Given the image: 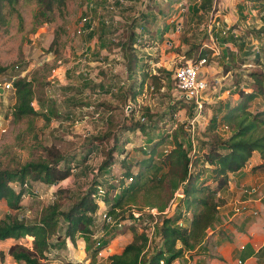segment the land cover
I'll return each instance as SVG.
<instances>
[{"label": "rangeland", "instance_id": "374dc122", "mask_svg": "<svg viewBox=\"0 0 264 264\" xmlns=\"http://www.w3.org/2000/svg\"><path fill=\"white\" fill-rule=\"evenodd\" d=\"M60 1H53V9H48L47 4L44 5L38 0H19V2L12 5L5 2L3 7L5 20L0 23V66L10 70L5 73L6 75L12 74L11 68L27 64L28 68L25 76L34 80L37 96L42 97L41 95H43L44 105L39 107L37 102L35 106L39 111L48 108H52L53 111L48 114L51 120L47 124L43 114L37 117L15 120L13 117V102L15 100L11 96H0V113L7 120V129L5 132L0 131V167L16 169L27 162L48 161L51 160L52 153L58 151L65 157H75L76 160H73L75 168L68 179L52 187L29 178V187H26V193L21 203L22 207L12 210L5 201H0V219L13 215L26 222H34L39 220L45 206L57 201L60 202L63 209L68 208L76 200V194L87 192L96 179H99V181L109 180L110 184L117 183L121 175L126 173V167H123L122 163L119 162L124 160L126 155H128V162H131V172L137 173L140 168L138 161L143 159L147 153L143 148L151 149L147 143V136L141 131L127 132L125 130L122 135L121 133L124 131L126 118L131 119L130 121L132 119L134 121L143 119L144 122H149L147 118H144L147 109L152 114L162 115L168 113L165 119L170 121L174 128L177 127V122H185V131L192 138L194 148L192 159L193 161L197 160L198 156L207 152L211 146L216 144L219 138H227L230 135V132L226 131L223 126L221 109L223 110L222 107L226 105V102L230 106L237 105L241 98L240 94L234 92L242 85L248 90L247 87L253 82L250 72L261 69L257 66L256 55L258 51H264V33H259L264 29V0H214L215 10L200 16L193 15L192 7L194 3L192 0H178L175 3L173 0L172 4L174 5L171 4L172 11L168 9L171 0H161L160 3L155 1L152 3L151 13L157 14L158 20L159 4L162 5L166 13H170L168 18L173 19L174 16H179L176 23L173 24L174 30L170 31L169 36L164 39L163 36L155 39L160 48H157L155 42L151 40L144 42L143 39L142 44L145 45H141V47L147 48L143 46H148L149 48L143 51L148 54L144 58L147 63L142 61V71L140 73L158 74L161 68L166 71L159 73L160 78H162L161 81H155L153 78L148 77L143 88L139 89L141 93L137 100L128 101L127 103L122 102L116 108L113 119L106 120V116L100 113L102 107H99L101 104H107L105 103L107 101L106 96L102 95L104 93H100L98 90L87 93L88 90H84L81 94H75L60 90L68 82H76L75 79H79L75 66L70 65L71 57L68 54H77L74 51L77 50L81 40L77 42L78 45L73 43L64 55L69 43V33L72 32L73 27L75 28L76 23H79L83 16H91L92 21L94 18L100 17L105 24L107 21L109 22V26L98 25L96 31L100 34L104 30L109 33H116L119 29H123L122 31L125 34L130 23L140 24L144 21L142 14L145 15L147 11L144 9L145 1L122 0L119 3H116V0H64L62 3ZM181 2L187 3L189 7L185 12L180 11L182 6L179 3ZM95 10H97V13ZM99 10L100 14L98 13ZM115 16H121L126 22L121 20L119 24H112L115 21ZM163 17L165 16L163 15ZM163 21L165 22L161 19L159 23L163 24ZM151 27L150 31L155 34L156 29L153 25ZM230 27L235 28L232 33L238 40L237 42H228L225 45L217 44L219 45V54L213 55L208 66L201 71L200 76L209 81V89L204 93L203 112L194 121L196 117L195 105L193 107L189 106L180 97L173 75L175 68L185 63L183 53L189 47L187 44L182 45L179 41L186 38L195 44H210L212 42L211 34L216 36L218 33L220 36H225L227 35L225 32ZM73 33L75 36L78 34L75 30ZM119 33L121 34V31H118L117 35ZM55 36L57 37L56 42L51 45ZM241 37H243V40L239 39ZM107 41L109 44L118 42H111L109 39ZM171 42L174 43L173 46L169 45ZM99 46L100 41L95 43L93 51H89L92 58L96 56L95 52L99 50ZM136 48L139 50L140 46ZM150 59L154 62L159 59L162 62L160 63L161 66L156 67L157 73L149 68ZM88 60L92 61L90 57H88ZM227 66L232 67V69L228 71ZM170 71H172V75L167 74ZM91 73L90 70V73L88 72L84 77L85 81L83 83L87 82L89 85H93L100 82V74L90 76ZM1 76H4V74H0V83L3 82ZM60 76H62V79ZM139 76L140 79H138ZM135 78L137 79L135 82L138 88L143 76L136 74ZM117 84L118 87L121 85V83ZM235 85L236 88H234ZM116 90L119 91L118 88ZM5 100H9V104H4ZM171 102L181 104L176 112L169 113ZM258 109H264V99L261 96L254 100L251 106L252 112H256ZM44 112L46 113V111ZM217 113L219 116L217 128L208 130L211 118ZM160 124L165 125L166 123L161 121ZM105 134H108L109 138L103 140L99 149L91 151V140ZM115 135L119 137L118 144L120 146H123V141L126 139L129 142L124 146L126 152L123 156L116 153L117 162L107 179L105 175L100 176L99 170L103 160L106 159V152L115 144V137H117ZM186 142L188 141L186 140ZM200 146L202 147L201 151L198 149ZM166 148L170 150L172 145ZM85 154L89 155L88 161L84 164H77L78 160ZM159 157L155 158L157 162L163 158V156ZM200 163L201 166L203 164L201 160ZM101 174H104V172L102 171ZM209 175L210 172L207 171L204 178H208ZM208 182L215 186L212 182ZM12 185L17 191L20 189L19 183H12ZM114 194L115 192L110 191L108 198L113 197ZM179 195L181 193H178ZM179 202L180 200L178 201L177 198L173 201L170 200L166 213L173 214L176 210L178 211ZM133 206L135 211L143 209L145 213L150 208L145 205V201L141 198L138 205L134 204ZM99 207L98 213L107 212L108 203H100ZM128 207L130 208V206ZM182 211H184L186 217H190L192 214L191 212L187 213L184 208ZM103 224L104 222L100 220L97 223V231L101 235L104 233V231L101 232ZM126 224H132V222L128 221ZM140 225L138 226L139 230L145 229L151 238L150 245L143 258L145 261L152 256L161 242L155 233L153 224L143 223ZM134 235L133 231L121 234L113 242V248L117 252L122 250L132 242ZM32 241L33 238L30 236L22 239L23 245L29 248L32 247ZM15 243L16 241L13 240L0 241V250L4 251L6 249L8 251ZM85 246L87 255L83 250L80 253L78 250L71 251L68 247L66 249L60 246L51 248L46 253L42 263L67 264L72 262L88 264L86 262L87 256H89L87 243H85ZM3 264L18 263L10 259L7 254ZM92 264H98V261Z\"/></svg>", "mask_w": 264, "mask_h": 264}, {"label": "trees", "instance_id": "16d2710c", "mask_svg": "<svg viewBox=\"0 0 264 264\" xmlns=\"http://www.w3.org/2000/svg\"><path fill=\"white\" fill-rule=\"evenodd\" d=\"M53 1L38 0L44 5L47 4L48 9H53ZM63 1L61 0L60 3ZM119 1L116 0V3H119ZM155 1L160 3L158 0H150V3L147 4L148 10L151 9L152 3ZM176 1L178 0H174V2ZM192 1L194 3L192 7L193 15L200 16L215 10L214 0ZM5 2L12 5L19 2V0H0V23L5 20L3 16ZM172 3L173 0L168 5L169 10H172ZM158 8L165 18L169 17L170 13H166L162 5L159 4ZM143 22H150L149 15L144 17ZM133 28L134 24H130L127 28V30L129 29L127 37L125 39L121 38L116 43L122 47L127 72L129 78H131L128 93L132 100L136 101L141 93L139 89L143 88L146 79L151 77L155 81H161L162 78H160L159 73L166 70L161 68L158 74L152 75L148 72L141 73L143 79L137 88L133 76L138 73L141 67V58L135 47L138 40ZM234 30L235 28L230 27L227 31L228 35L225 36H220L217 33L216 38L220 45L237 42L238 38L234 37L232 33ZM263 31L264 29L259 33H264ZM56 38L55 36L51 45L55 44ZM239 39L243 40V37ZM182 42L189 45L183 53L186 58L197 60L206 57L209 61L212 60L213 51L204 47L203 43L195 44L186 38H183ZM263 58L264 51H258L256 62L261 69L250 72L253 82L247 87L248 90L242 85L234 92L240 94V102L235 106H230L226 102V105L222 107L223 110L221 109L223 126L226 131L230 132L227 138H219L215 145L193 161L192 138L185 131V122H177V127L174 128L171 122L165 119L168 113L162 115L152 114L149 109H147L144 116L149 122H144L143 119L138 121L132 119L130 121L131 119L126 118L124 131H141L147 136V143L151 147V149L143 148L147 153L143 159L138 161V165H140L138 172H131V162H128V155H126L124 160L119 161L123 167H126V173L121 175L117 183L110 184L109 180L99 181V179H96L87 192L76 194V200L68 208L63 209L60 202L57 201L45 206L39 220L34 222H26L13 215L0 219V240L13 239L16 241L9 248L8 254L18 264H43L42 260L51 248L64 247L67 238L76 241L77 237H83L87 243L89 257L95 263L102 248L108 246L119 235L130 231L135 233L134 239L126 245L121 253L111 257V264H174L187 253H192L205 242L219 222L220 209L225 203L223 195L229 188L230 175L244 168L255 151H259L264 159V109H258L256 112L251 111L254 100L260 96L264 99ZM145 65L148 68L149 65ZM27 68V64L19 66L20 72ZM11 69L13 73L17 68L13 67ZM227 69L229 71L232 67L227 66ZM8 71L10 70L0 66V74H5ZM167 74L172 75L173 73L170 71ZM15 87L14 119L21 120L43 114L46 124L50 122L51 117L36 109L32 104L35 99H38L40 104H44L43 95H41L42 97L37 96L34 80L26 76L19 77L15 81ZM234 87L236 88V85ZM180 106L181 104L171 102L169 113L176 112ZM189 106L193 107L194 105ZM218 117L217 113L211 118L208 130L217 128ZM161 121L166 124L159 125ZM108 134L93 138L90 142L91 151L99 149L103 140L109 138ZM118 136L115 137L114 146L106 152V159L103 160L100 166V176L105 175L107 179L117 162L116 153L123 156L126 152L124 146L129 142L127 139L123 141V146H120ZM201 143L203 144V142ZM169 145H172L170 150L166 148ZM201 148V146L198 148L199 151H201ZM88 154L83 155L77 164L87 162ZM159 156H163L161 162L155 160L157 157L160 158ZM201 157L203 158L201 159ZM73 160H76L75 157H65L55 151L52 153L51 160L48 161L27 162L16 169L0 167V201H5L12 210L20 209L26 187H29V178L48 187L55 186L73 174L75 168ZM200 160L203 163L201 166ZM261 168H264V164L255 166L253 170ZM102 171L104 174H101ZM207 171L210 172V175L208 178H204ZM129 178H132L131 182L128 181ZM12 183H19L20 189L17 191ZM99 186H104L106 189L104 201L108 203L107 214L113 216L117 221L130 220L132 224L120 228L117 224L110 226L108 223H104L103 235L95 240L94 234L98 230L97 221L100 207L94 195ZM110 191L115 192V194L113 197L108 198ZM178 193L183 196L179 202L178 211L167 214L169 201L176 199ZM140 198L145 201L147 207H150L149 209L156 208L159 213L154 216L152 213L143 212V209L135 211L133 205H138ZM183 208L187 213H192L190 217H186V214L182 211ZM143 223L153 224L155 233L161 242L152 256L145 261L143 258L148 250L151 238L145 229L139 230L138 226ZM28 236L33 238L32 247L30 248L22 243V239ZM6 255L5 251L0 250V264L5 261ZM67 264L78 263L68 262Z\"/></svg>", "mask_w": 264, "mask_h": 264}, {"label": "crops", "instance_id": "0c3cea01", "mask_svg": "<svg viewBox=\"0 0 264 264\" xmlns=\"http://www.w3.org/2000/svg\"><path fill=\"white\" fill-rule=\"evenodd\" d=\"M181 3H179V5ZM240 9H242V7H240ZM95 12L97 13V10H95ZM98 13L100 14V10ZM158 14L159 20L157 14L154 15L151 13V9L147 10L146 14L143 16L145 17L146 15H149L150 22H147V24L144 22L140 24H136V22L132 23L134 24L133 29L138 40L135 47L140 46L139 50L137 49L139 51V57L141 58L140 63H143L142 61L147 63L144 58L147 57L148 54L143 51L149 48L148 46H143L147 48L141 47V45H145L142 44L143 39L144 42L151 40L156 43L157 40L155 39L158 37L163 36V39L166 38L169 36L170 31L172 32V30H174L173 24L176 23L178 20L177 17L179 16L176 15L173 19H170L163 17V14L160 11ZM161 19L165 20V22L163 21V24L159 23ZM121 20L122 22H126L121 16H115V21H113L112 24H119ZM93 21L95 23L94 30L86 31L83 34H76L75 36L73 32L79 24L76 23L75 28L73 27L72 32L69 33V43L65 49L64 55H66L67 49L71 47L73 43L77 44V42L81 40V43L79 45L77 44V50L74 51L77 54H68L71 57L70 65L75 66L77 70L76 74L79 79L76 77V82H68L60 90L75 94H81L84 90H88L87 93L92 92V90H98L100 93H104L102 95L106 96L107 101H105V103L107 104H101V106H99L102 107L100 113L106 116V120H110L113 119L117 110L116 108L121 105L122 102L127 103L128 101H132V98L128 93V86L131 78H129L127 72V64L122 47L117 45V43L112 42L119 41L121 38L125 39L129 33V29L126 30L124 28L126 30L125 34L123 33L121 37L114 40L115 33H109L104 30L103 33L100 34L96 31L99 24L109 26V22H106L105 24L100 17L94 18ZM152 25L158 32H155L156 35L150 31ZM174 35H176V33H174ZM107 39L112 43H107ZM98 41H100V46L98 47L99 50L95 52L96 56L92 58V54H90L89 51L95 49V43ZM179 42L184 45L182 39ZM169 45L173 46L174 43L171 42ZM156 46L158 48L159 44L156 43ZM88 57H90L92 61H89ZM156 62L159 64L158 67L161 66L160 63L162 62H160L159 59H157ZM83 68L91 70L92 73L89 74L90 76L99 73L101 79L100 82L96 84L94 83L93 85H89L87 82L83 83L85 81V75L82 73ZM141 71L142 66L139 68L137 74H141ZM135 75L133 76L134 80H137ZM60 77L62 79V76ZM138 79H140V76ZM117 83H121V85L118 87ZM117 88L119 90L118 92L116 90ZM35 100V105L37 102L39 107L44 105L40 104L38 99ZM15 102L16 101L13 103ZM35 105L34 107L37 109ZM40 111H46V114L48 115L49 112H52L53 110L52 108H48ZM126 120L127 119H125V121ZM259 164H264V159L259 151H255L244 168L230 175L229 188L223 195L225 203L220 209L219 222L216 224L215 229L211 231L210 236L201 246H198L192 253H187L174 264H238L239 260L244 261L245 264H264V198L260 199L258 196H255L252 200H248V198L241 193V186L243 184H252L259 185L262 194H264V168L253 170V168ZM255 210L258 211L259 215L254 214ZM115 240H113V242ZM113 242L111 243L112 245H114ZM85 243L86 241L83 237H77L76 241L67 238L65 246L62 248L66 249L68 247L69 250H78L80 253H82L81 250H83L85 255H87ZM124 248L118 250L117 254L121 253ZM4 251L7 250L4 249ZM6 253L8 254V251ZM88 257L89 256H87L86 262L89 263L91 258ZM9 258L12 259L10 255ZM97 261L98 260H96V262Z\"/></svg>", "mask_w": 264, "mask_h": 264}, {"label": "built area", "instance_id": "2783aa9c", "mask_svg": "<svg viewBox=\"0 0 264 264\" xmlns=\"http://www.w3.org/2000/svg\"><path fill=\"white\" fill-rule=\"evenodd\" d=\"M144 1H145L144 9L148 10L147 3H149V0H144ZM180 6H182L181 12H185L187 9H189L187 3L185 4L184 2H182ZM91 7H93V5H91ZM94 29H95V23L94 21H92V17L83 16L75 31H77L78 34H83L86 31H92ZM118 31H121V34L119 33L117 35ZM118 31L114 34L116 35L114 36V38L118 39L119 37L122 36L123 34L122 29H119ZM225 34H227V32H225ZM211 39L212 42L210 44L203 43V46L206 48H210L213 51V55L215 56L219 54L220 43L217 41V38L214 34H211ZM183 57L186 60L185 63L177 66L174 70L173 75L177 83V90L180 92V97L189 105L191 104L195 105V113H196V117L194 119L195 121L203 112L204 93L207 89H209L208 79L200 76L201 71L208 66L209 60L206 57L197 60L187 59L185 55H183ZM150 60H151L150 64H148L150 66V69H153L154 73H157L156 67H158L159 64L156 61L154 62V60L152 59ZM15 68L19 69V67H15ZM17 69L14 70L12 74H6V75L4 74V76H1V78L3 79V82L0 83V88L3 90L2 93L0 92L1 97L11 96L12 99L16 101L15 81L19 77H24L26 73V70L20 72V69L18 71ZM88 72L90 73V70L86 68L82 69V73L85 76L87 75ZM3 103L9 104V100H5V102ZM32 104L35 105V101ZM6 129H7V120L5 119L4 115L0 113V131L5 132ZM128 181L131 182L132 178H129ZM241 193L242 195L246 196L248 200H252L255 196H258L260 199L264 198V194H262L259 185L243 184L241 186ZM105 195H106L105 187L99 186L96 194L94 195L98 204L105 203L104 201ZM146 213H152L154 216H156L159 212L156 208H152L146 210ZM254 214L259 215L258 211L256 210L254 211ZM99 220L103 221L104 223H108L110 226H114L117 224L120 228L127 225L126 223L130 221V220L117 221L113 216H109L107 212L98 213L97 223L99 222ZM102 235L100 234L99 231H97L94 234V239L98 240ZM111 243L99 251L97 255L98 264H111V257L117 254V251L113 248ZM88 264H92V260H89ZM238 264H245V262L239 260Z\"/></svg>", "mask_w": 264, "mask_h": 264}, {"label": "water", "instance_id": "95a60500", "mask_svg": "<svg viewBox=\"0 0 264 264\" xmlns=\"http://www.w3.org/2000/svg\"><path fill=\"white\" fill-rule=\"evenodd\" d=\"M0 92H1V93L3 92V90H2L1 88H0ZM182 197H183L182 195H179V196L177 197L178 201L181 200Z\"/></svg>", "mask_w": 264, "mask_h": 264}]
</instances>
